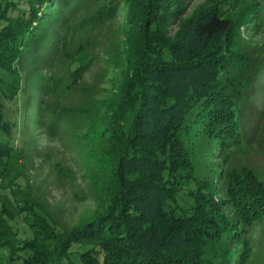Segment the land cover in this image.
<instances>
[{
	"label": "trees",
	"instance_id": "1",
	"mask_svg": "<svg viewBox=\"0 0 264 264\" xmlns=\"http://www.w3.org/2000/svg\"><path fill=\"white\" fill-rule=\"evenodd\" d=\"M83 1L0 0V196L35 212L15 173L39 131L56 138L68 124L99 205L54 247L42 228L18 245L0 205L9 264H250L255 231L264 235V181L234 158L251 141L247 92L264 89V47L253 43L264 0L240 10V0H210L189 15L188 0H89L81 16ZM121 4L125 60L116 90L93 100L88 38ZM71 89L88 100L59 104ZM20 133L30 137L22 147Z\"/></svg>",
	"mask_w": 264,
	"mask_h": 264
},
{
	"label": "rangeland",
	"instance_id": "2",
	"mask_svg": "<svg viewBox=\"0 0 264 264\" xmlns=\"http://www.w3.org/2000/svg\"><path fill=\"white\" fill-rule=\"evenodd\" d=\"M88 1L84 0L81 4V16L86 10H92L87 7ZM208 1L210 0H188L186 15ZM245 4L249 5V0H240L235 4V8L240 10ZM126 13L127 7L121 4L117 18L88 38L92 42L94 60L85 74V86L92 89L89 98L93 100L96 97L103 100L116 90L117 78L120 74L118 64L122 65L125 60L121 27L124 24ZM174 26L173 31L175 32L178 26L176 27V24ZM244 33L246 34V31ZM248 38L249 36L246 37ZM253 43L264 47V28L255 34ZM262 78H264L262 75L258 78L259 82ZM255 93H257L256 90L247 92L248 99L252 100L249 107L251 114L249 115L250 133L248 137L251 141H246L245 151L236 153L234 159L237 162L246 163L257 177L264 181V89H260L259 94ZM64 97L61 101L58 100L59 104L78 106L88 100L84 93L77 89L67 91ZM72 131L68 124L60 126L56 138L42 135L39 131V136L30 147L32 156L22 159L25 166L24 173H15L19 176V182L21 181L23 186L13 188L18 195H21L20 193L27 195L31 200L34 213L30 214L23 209L20 210L13 203L12 195L1 191L0 205L5 204L13 213V217L7 215L5 218L16 232L18 245L27 241L40 240V229L42 228L50 234L51 239L49 240L52 242L50 246L54 247L55 242L52 237L63 233L64 230L74 229L85 220H90L99 210L94 183L89 175L88 157L83 148L79 146ZM18 136L17 143L21 147L30 138L28 134L23 133ZM70 169L75 174L74 179L68 177L67 171ZM8 180L2 182L3 188L7 187ZM11 192L12 190H9V193ZM51 224L55 227L54 231L49 227ZM253 243L254 251L250 264H264V235L255 231ZM10 251L11 247L0 246V261L3 264L10 263ZM19 252H21L19 254L21 257L25 256L26 252L22 253L23 250ZM14 264H19V262L15 261Z\"/></svg>",
	"mask_w": 264,
	"mask_h": 264
}]
</instances>
